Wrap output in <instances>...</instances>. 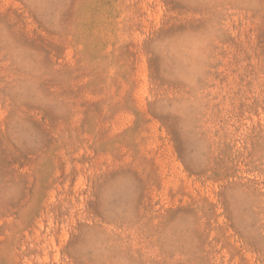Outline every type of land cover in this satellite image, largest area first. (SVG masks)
<instances>
[{
    "label": "rangeland",
    "instance_id": "obj_1",
    "mask_svg": "<svg viewBox=\"0 0 264 264\" xmlns=\"http://www.w3.org/2000/svg\"><path fill=\"white\" fill-rule=\"evenodd\" d=\"M0 264H264V0H0Z\"/></svg>",
    "mask_w": 264,
    "mask_h": 264
}]
</instances>
